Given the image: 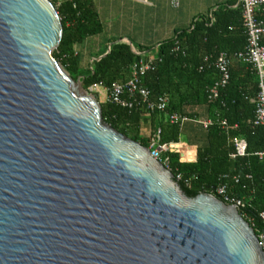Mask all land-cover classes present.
Wrapping results in <instances>:
<instances>
[{
    "label": "water",
    "instance_id": "95a60500",
    "mask_svg": "<svg viewBox=\"0 0 264 264\" xmlns=\"http://www.w3.org/2000/svg\"><path fill=\"white\" fill-rule=\"evenodd\" d=\"M63 35L50 0H0V264H264L215 187L188 197L104 121L54 57Z\"/></svg>",
    "mask_w": 264,
    "mask_h": 264
},
{
    "label": "trees",
    "instance_id": "16d2710c",
    "mask_svg": "<svg viewBox=\"0 0 264 264\" xmlns=\"http://www.w3.org/2000/svg\"><path fill=\"white\" fill-rule=\"evenodd\" d=\"M54 5L64 29L54 57L74 81H81L84 90L100 102L104 121L147 148L160 129L159 142L174 145L165 155L169 169L175 178L182 176L179 184L188 197L198 195L193 191L195 187L216 188L226 183L230 195L244 204L240 213L247 221H255L257 234L263 231L260 214L264 212V157L261 159L258 154L264 153V126H254L256 104L253 103L259 92V78L251 65L234 58L248 45L241 2L238 6L235 2L218 6L198 17L190 28L178 30L174 38L156 47L138 49L112 40L89 66L77 47L104 30L93 1L72 0ZM256 16L264 22V7ZM136 52L155 59L156 68L142 78V85L150 91L151 101L168 98L166 112L149 111L144 104L128 109L106 101L108 88L131 77L133 65L142 58ZM222 52L232 57L231 80L219 97L211 101L209 91L219 78L215 63ZM196 109H205L209 119L225 120L233 129L228 133L216 123L205 132L190 135L184 131L188 122L182 127L171 123L172 114L189 118V122L202 120ZM182 136H186L190 145L196 140V162L186 160L192 150L185 151L178 145ZM235 138L247 142L246 156L231 157L236 152ZM223 176L228 178L223 180Z\"/></svg>",
    "mask_w": 264,
    "mask_h": 264
},
{
    "label": "built area",
    "instance_id": "2783aa9c",
    "mask_svg": "<svg viewBox=\"0 0 264 264\" xmlns=\"http://www.w3.org/2000/svg\"><path fill=\"white\" fill-rule=\"evenodd\" d=\"M52 3H58L59 0H50ZM243 7V22L248 35V45L245 51L235 54L234 58L242 63L251 65L257 72L259 78V92L253 103L256 104V115L254 120V126H264V45H262V39L264 37V22L260 21L256 14L264 7V0H240ZM141 56V60L135 63L132 67L131 77L127 81H120L114 83L107 89L106 101L123 108L132 109L135 105L144 104L149 111L166 112L169 100L167 97H161L157 102L150 100V91L142 85V78L150 71H154L156 68V61L153 58H146L144 54L136 52ZM231 60L232 57L226 52L220 53L217 57L215 66L218 71V80L215 85L209 91V99L215 101L220 91L224 89L231 80ZM92 95V94H91ZM94 96V95H93ZM170 121L173 124H180L182 127L185 123L191 121L189 118L180 117L177 114L170 115ZM205 130L210 129L216 123L221 125L223 129H226L229 133L233 128L229 127L227 121L217 122L213 119L195 120ZM237 128V125L234 127ZM161 130L159 129L156 135V139L152 141L148 148L154 159L162 163L168 170L169 162L165 158V155L171 151L173 144H161L159 142ZM235 154L231 155L233 159L238 157H244L247 154V142L241 138L234 139ZM258 156L263 159L264 153H259ZM228 176H223V180ZM175 180L177 182L182 181V176L177 175ZM238 183L239 178H235ZM212 197H215L226 205L236 207L239 212L244 204L241 200L230 195L228 185L221 183L213 191H208ZM241 214V213H240ZM242 215V214H241ZM242 217L246 220L245 216ZM261 223L264 226V212L260 214ZM247 221V220H246ZM250 226L254 229L257 228L255 221L250 219L248 221ZM264 229L259 231L256 235L259 238L260 245L264 251Z\"/></svg>",
    "mask_w": 264,
    "mask_h": 264
},
{
    "label": "crops",
    "instance_id": "0c3cea01",
    "mask_svg": "<svg viewBox=\"0 0 264 264\" xmlns=\"http://www.w3.org/2000/svg\"><path fill=\"white\" fill-rule=\"evenodd\" d=\"M72 0H59L67 2ZM104 25L102 34L87 39L77 47L85 65L89 66L95 57L106 50L108 43L119 40L134 45L136 48H150L175 37L181 29L190 28L202 15H207L218 6L240 0H92ZM138 48V49H139ZM202 120L209 119L205 109H196ZM203 114V115H202ZM184 131L190 135L205 132L198 123L188 122ZM193 137V136H192ZM190 145L186 136L178 144L183 150H192L186 160L196 162L198 146L196 140Z\"/></svg>",
    "mask_w": 264,
    "mask_h": 264
},
{
    "label": "rangeland",
    "instance_id": "374dc122",
    "mask_svg": "<svg viewBox=\"0 0 264 264\" xmlns=\"http://www.w3.org/2000/svg\"><path fill=\"white\" fill-rule=\"evenodd\" d=\"M134 45L137 46V41H134ZM134 46V47H135ZM139 48V47H138ZM104 99V97L102 96V100Z\"/></svg>",
    "mask_w": 264,
    "mask_h": 264
}]
</instances>
